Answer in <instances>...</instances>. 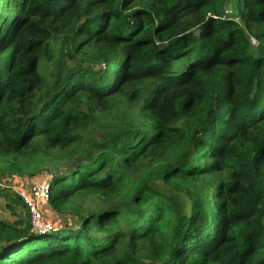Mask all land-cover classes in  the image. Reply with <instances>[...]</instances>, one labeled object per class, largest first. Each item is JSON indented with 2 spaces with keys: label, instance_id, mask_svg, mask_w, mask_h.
I'll return each mask as SVG.
<instances>
[{
  "label": "trees",
  "instance_id": "1",
  "mask_svg": "<svg viewBox=\"0 0 264 264\" xmlns=\"http://www.w3.org/2000/svg\"><path fill=\"white\" fill-rule=\"evenodd\" d=\"M1 1L0 264H264V0Z\"/></svg>",
  "mask_w": 264,
  "mask_h": 264
},
{
  "label": "rangeland",
  "instance_id": "2",
  "mask_svg": "<svg viewBox=\"0 0 264 264\" xmlns=\"http://www.w3.org/2000/svg\"><path fill=\"white\" fill-rule=\"evenodd\" d=\"M2 4L3 1L0 2V8ZM54 171L55 168L51 167L50 165H42L41 167H39V172L36 176H13L7 178L0 177V186H4L11 197H16L17 192L29 191L30 187L39 184L44 180L46 173H54ZM39 207L43 220H50L51 223H54L55 219L52 220L51 218H56V220H58L60 223L67 222L75 223V225L78 224V218L76 216L58 215V213L50 206L49 201L47 203H40ZM13 208L14 211L12 213L9 207H7L4 197H0V218L14 220L17 217H23L26 211L28 215H30L29 208H27L26 206L24 207L18 205L14 206Z\"/></svg>",
  "mask_w": 264,
  "mask_h": 264
},
{
  "label": "built area",
  "instance_id": "3",
  "mask_svg": "<svg viewBox=\"0 0 264 264\" xmlns=\"http://www.w3.org/2000/svg\"><path fill=\"white\" fill-rule=\"evenodd\" d=\"M52 178L53 173H46L44 180L30 187L29 191L17 192V196L29 208L30 224L34 231L43 232L55 227L51 221L43 220L39 207L40 203H47L49 201L50 182Z\"/></svg>",
  "mask_w": 264,
  "mask_h": 264
},
{
  "label": "crops",
  "instance_id": "4",
  "mask_svg": "<svg viewBox=\"0 0 264 264\" xmlns=\"http://www.w3.org/2000/svg\"><path fill=\"white\" fill-rule=\"evenodd\" d=\"M51 219H53V220L55 219V221H54L53 224L56 225L55 222H57L58 220H56V218H51ZM49 221H50V220H49ZM63 223L65 224V222H63ZM70 224H71V225H75V223H70Z\"/></svg>",
  "mask_w": 264,
  "mask_h": 264
}]
</instances>
